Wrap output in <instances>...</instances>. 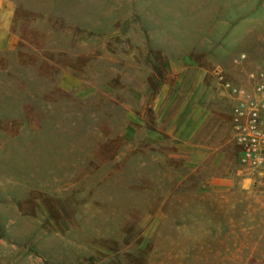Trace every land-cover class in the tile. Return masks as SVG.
Returning <instances> with one entry per match:
<instances>
[{
  "label": "rangeland",
  "instance_id": "rangeland-1",
  "mask_svg": "<svg viewBox=\"0 0 264 264\" xmlns=\"http://www.w3.org/2000/svg\"><path fill=\"white\" fill-rule=\"evenodd\" d=\"M261 36L264 0H0V264H264V179L193 110Z\"/></svg>",
  "mask_w": 264,
  "mask_h": 264
},
{
  "label": "built area",
  "instance_id": "built-area-1",
  "mask_svg": "<svg viewBox=\"0 0 264 264\" xmlns=\"http://www.w3.org/2000/svg\"><path fill=\"white\" fill-rule=\"evenodd\" d=\"M249 86H230L231 121L243 170L264 179V71L250 74Z\"/></svg>",
  "mask_w": 264,
  "mask_h": 264
},
{
  "label": "crops",
  "instance_id": "crops-1",
  "mask_svg": "<svg viewBox=\"0 0 264 264\" xmlns=\"http://www.w3.org/2000/svg\"><path fill=\"white\" fill-rule=\"evenodd\" d=\"M251 49H247L246 53L248 54L249 58L248 60L256 65V67L263 68L264 69V36H261L257 42L251 43ZM247 83V82H246ZM245 83V85H247ZM205 91V90H203ZM218 91V93H217ZM206 92V91H205ZM204 92V93H205ZM206 95L209 94L210 96L217 95L220 102V108H217L215 110L213 109H207V107H202V104L197 105V103H194V111H201V114L208 115L210 117H218L221 121H223L224 125L229 128L231 126V114H232V100L229 97V93L227 89L224 90H213L212 87H209ZM203 108V109H202Z\"/></svg>",
  "mask_w": 264,
  "mask_h": 264
}]
</instances>
